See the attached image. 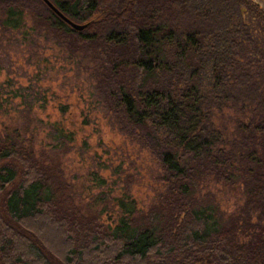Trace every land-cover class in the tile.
<instances>
[{
    "label": "trees",
    "instance_id": "trees-1",
    "mask_svg": "<svg viewBox=\"0 0 264 264\" xmlns=\"http://www.w3.org/2000/svg\"><path fill=\"white\" fill-rule=\"evenodd\" d=\"M50 1L84 28L44 0H0V29L43 33L87 59L117 129L155 160L159 188L144 205L125 188L83 201L58 154L36 149L30 130L7 126L0 264H264L260 5ZM50 133L71 137L57 125ZM225 199L234 207H222Z\"/></svg>",
    "mask_w": 264,
    "mask_h": 264
},
{
    "label": "rangeland",
    "instance_id": "rangeland-1",
    "mask_svg": "<svg viewBox=\"0 0 264 264\" xmlns=\"http://www.w3.org/2000/svg\"><path fill=\"white\" fill-rule=\"evenodd\" d=\"M36 34L24 37L0 29V132L7 126L30 130L36 149L60 156L74 193L83 201L125 188L138 203L149 202L159 188L157 164L135 139L117 129L95 90L88 60L53 37ZM53 125L70 139H56L50 133ZM221 205L232 207L226 199Z\"/></svg>",
    "mask_w": 264,
    "mask_h": 264
},
{
    "label": "water",
    "instance_id": "water-1",
    "mask_svg": "<svg viewBox=\"0 0 264 264\" xmlns=\"http://www.w3.org/2000/svg\"><path fill=\"white\" fill-rule=\"evenodd\" d=\"M46 4L55 12L57 15H59L67 24H69L72 28L81 30L84 28V23L76 22L69 17H67L65 14H63L50 0H44ZM254 2L258 3L260 7L264 11V0H253Z\"/></svg>",
    "mask_w": 264,
    "mask_h": 264
}]
</instances>
